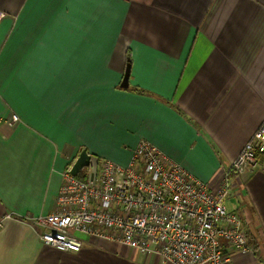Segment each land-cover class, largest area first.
Instances as JSON below:
<instances>
[{
    "label": "crops",
    "instance_id": "crops-1",
    "mask_svg": "<svg viewBox=\"0 0 264 264\" xmlns=\"http://www.w3.org/2000/svg\"><path fill=\"white\" fill-rule=\"evenodd\" d=\"M0 12V264H172L90 237L59 251L31 222L56 210L83 150L128 165L147 140L210 188L234 173L264 123V0H0ZM231 182L260 250L229 264H264V173Z\"/></svg>",
    "mask_w": 264,
    "mask_h": 264
},
{
    "label": "built area",
    "instance_id": "built-area-1",
    "mask_svg": "<svg viewBox=\"0 0 264 264\" xmlns=\"http://www.w3.org/2000/svg\"><path fill=\"white\" fill-rule=\"evenodd\" d=\"M87 169L83 180L69 168L56 210L31 222L40 228L44 246L80 252L90 237L172 264H229L232 252L251 250L239 212H229L224 204L230 173L218 188H210L147 140L138 144L128 165L99 160ZM231 171L239 178L264 173V123Z\"/></svg>",
    "mask_w": 264,
    "mask_h": 264
},
{
    "label": "water",
    "instance_id": "water-1",
    "mask_svg": "<svg viewBox=\"0 0 264 264\" xmlns=\"http://www.w3.org/2000/svg\"><path fill=\"white\" fill-rule=\"evenodd\" d=\"M130 72H131V65L130 62L127 64V69H126V73L123 79V82L121 84L122 88H128L129 87V78H130ZM91 164V156L90 154L86 151L83 150L79 157L77 158V160L75 161V163L73 164V166L71 167V174L73 176H78L79 173L88 168Z\"/></svg>",
    "mask_w": 264,
    "mask_h": 264
},
{
    "label": "rangeland",
    "instance_id": "rangeland-1",
    "mask_svg": "<svg viewBox=\"0 0 264 264\" xmlns=\"http://www.w3.org/2000/svg\"><path fill=\"white\" fill-rule=\"evenodd\" d=\"M6 16V13L5 12H0V19L1 18H4ZM17 122V121H16ZM16 122L13 123V117H12V120H11V124H15ZM132 160V159H131ZM230 181V180H229ZM224 181L221 182V184L223 183ZM220 184V185H221ZM232 184V182H231ZM209 185V184H208ZM220 185H218L216 188H218ZM231 186V185H230ZM225 206H226V209L229 211V212H233V209H235L237 206H238V199L234 196V195H230L227 197V199L225 200L224 202ZM240 218H241V222L243 224V230L244 232L246 233V236H247V227H246V224H245V217L243 216V213H240ZM247 240H248V236H247ZM252 249V248H251Z\"/></svg>",
    "mask_w": 264,
    "mask_h": 264
},
{
    "label": "trees",
    "instance_id": "trees-1",
    "mask_svg": "<svg viewBox=\"0 0 264 264\" xmlns=\"http://www.w3.org/2000/svg\"><path fill=\"white\" fill-rule=\"evenodd\" d=\"M137 91H139V90H137ZM141 92L142 93H145L144 91H141ZM87 173H88V169L86 168V169L82 170L79 173V175L77 176V178L85 180V179H87V176H88ZM233 174L234 173H230V178L232 177ZM240 213H243V212H240ZM253 233L247 232L248 244L253 249V251L257 254V253H259V250H260V247H259L260 244H259V241H258V238H257L256 234L255 233L253 234Z\"/></svg>",
    "mask_w": 264,
    "mask_h": 264
}]
</instances>
